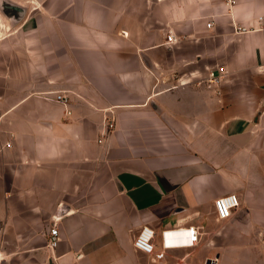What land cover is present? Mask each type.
I'll use <instances>...</instances> for the list:
<instances>
[{
    "label": "crops",
    "instance_id": "crops-1",
    "mask_svg": "<svg viewBox=\"0 0 264 264\" xmlns=\"http://www.w3.org/2000/svg\"><path fill=\"white\" fill-rule=\"evenodd\" d=\"M261 17L264 0H0V264H264ZM189 227L197 243L167 245Z\"/></svg>",
    "mask_w": 264,
    "mask_h": 264
},
{
    "label": "built area",
    "instance_id": "built-area-1",
    "mask_svg": "<svg viewBox=\"0 0 264 264\" xmlns=\"http://www.w3.org/2000/svg\"><path fill=\"white\" fill-rule=\"evenodd\" d=\"M260 21H264V18L261 17L259 19ZM208 26L211 27L212 23H208ZM238 32H244L246 29H237ZM168 43H174L176 39L173 37L172 32H169V35L167 37ZM226 75V71L222 69H211L207 73V81L209 84L213 85H219L223 78ZM56 100L59 102H62L64 104H67L68 99L66 96L63 95H57ZM114 125L111 123L109 124V127L112 128ZM7 146H10V144H7ZM239 206V198L236 194H229L222 197L217 198L214 201V207L216 210V214L218 219H226L230 217L233 209L237 208ZM189 240L185 243H176V244H167L168 246H174V245H187L192 246L195 243L199 241V232L197 228L195 227H189L187 229ZM154 238H155V232L152 228L145 226L143 227L139 234L137 235L136 239L134 240V247L145 254H152L154 252ZM58 242V230L56 228H52L50 230V238H49V245L51 247H55Z\"/></svg>",
    "mask_w": 264,
    "mask_h": 264
},
{
    "label": "rangeland",
    "instance_id": "rangeland-1",
    "mask_svg": "<svg viewBox=\"0 0 264 264\" xmlns=\"http://www.w3.org/2000/svg\"><path fill=\"white\" fill-rule=\"evenodd\" d=\"M42 27V21L40 17L35 18L33 21L30 22V24H28V26H25L23 29H27L28 32H30L31 34H33L32 32L34 31L35 33L38 32V30H40ZM19 41L23 40V43L25 42L26 38L21 37L18 39ZM5 45H9V39H7L4 43Z\"/></svg>",
    "mask_w": 264,
    "mask_h": 264
}]
</instances>
